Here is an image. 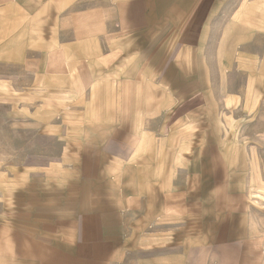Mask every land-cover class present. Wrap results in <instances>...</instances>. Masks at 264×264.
I'll list each match as a JSON object with an SVG mask.
<instances>
[{"label":"crops","instance_id":"0c3cea01","mask_svg":"<svg viewBox=\"0 0 264 264\" xmlns=\"http://www.w3.org/2000/svg\"><path fill=\"white\" fill-rule=\"evenodd\" d=\"M5 103L0 264H264V0H0Z\"/></svg>","mask_w":264,"mask_h":264},{"label":"rangeland","instance_id":"374dc122","mask_svg":"<svg viewBox=\"0 0 264 264\" xmlns=\"http://www.w3.org/2000/svg\"><path fill=\"white\" fill-rule=\"evenodd\" d=\"M1 110L6 112L8 109L12 108V103H5L0 105ZM23 118L17 117L15 115L13 116H6L0 117V143H2L3 147L0 149L1 153H10L14 151V149L8 148L7 144L12 143V140L15 139V131H16V121L21 120ZM252 137H258L262 138L264 140V133H250L248 134ZM12 139V140H11ZM10 147V146H9Z\"/></svg>","mask_w":264,"mask_h":264}]
</instances>
